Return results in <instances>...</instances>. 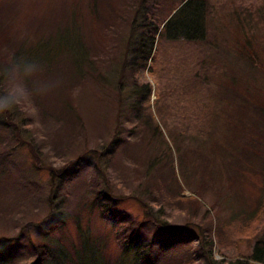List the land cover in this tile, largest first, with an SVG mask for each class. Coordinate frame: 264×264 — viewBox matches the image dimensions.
Segmentation results:
<instances>
[{"label": "rangeland", "instance_id": "1", "mask_svg": "<svg viewBox=\"0 0 264 264\" xmlns=\"http://www.w3.org/2000/svg\"><path fill=\"white\" fill-rule=\"evenodd\" d=\"M140 1L0 0V39L42 47L22 54L52 82L30 105L0 114V264H29L46 242L62 247L65 264H133L134 247L123 251L117 234L136 228L147 241L159 224L190 240L172 247L154 239L153 264L190 255L206 264L210 238L215 264L248 261L264 242V210L256 212L260 202L264 209V23L254 19L262 0L228 4L246 16L256 62L241 53L227 0H206L205 39H161L151 72L130 66ZM176 1L144 0L142 8L163 18ZM185 16L177 14L171 32ZM78 35L88 55L76 65ZM146 79L147 98L134 91ZM102 205L127 225L121 233ZM57 219L61 226L42 235Z\"/></svg>", "mask_w": 264, "mask_h": 264}, {"label": "trees", "instance_id": "2", "mask_svg": "<svg viewBox=\"0 0 264 264\" xmlns=\"http://www.w3.org/2000/svg\"><path fill=\"white\" fill-rule=\"evenodd\" d=\"M142 0V3L140 1V5L138 6V13L133 16V21L131 22V36L128 39L129 42H132L131 40L136 37L134 42H137L135 45V49L133 50V54L130 60V66L131 68H136L138 66L142 68H147L148 72H151L152 67V60L154 59V54L157 50V42L161 41V39L166 40H174L176 38V35H182L184 36L185 40H195V41H203L205 39L206 31L204 29V25L202 24L204 15L208 9V6H206L207 1L206 0H177L172 6L170 14L167 17H160L156 16L155 12H147L143 11L142 5L145 7L146 4H144ZM229 0H227V10L229 12L232 11L235 14L234 17L237 21L236 29L234 30V36L236 38L242 39L243 46H239L243 50H241V53L244 57H249L251 62H256L255 59H259L257 57V52L254 49V46H252L250 43H248V40L245 39V36L247 35L246 31L243 27L246 26V23L244 22V19H246V16L244 19L242 18V13L240 8H228ZM259 6L255 7V18L259 19L260 22L264 23L261 19V17L264 18V0H262L261 3H258ZM186 13V16L183 21H181L180 26L176 29L177 31L175 33L170 31V24L172 21L175 20L177 17V14L180 11H183ZM138 14L141 15V17L138 16ZM251 19V18H250ZM161 20V21H160ZM264 20V19H263ZM260 23V24H261ZM79 39L77 40V53L75 56H71L72 59L74 57V63L78 65L84 58H86V48H84L82 42V39L80 35H78ZM131 39V40H130ZM5 42V43H4ZM32 42V41H31ZM1 43L4 44V47L6 51H4V54H8V51L11 50L13 53L10 54V56L14 57H24L22 51H27L30 53H35L36 55L39 54L40 49L42 47H37L34 44H29L28 47H23L25 43H14V46H9L7 44V41H4L3 39H0V48ZM13 44V43H12ZM135 44V43H134ZM156 46V47H155ZM24 49V50H23ZM59 49V46H58ZM64 49L67 50V47L64 45ZM59 51V50H58ZM69 51V50H68ZM3 53V51H2ZM4 54H0V64L5 63L6 61L3 60ZM22 54V55H21ZM69 54H72L70 52ZM251 57V58H250ZM8 60V59H6ZM89 61H87V64ZM258 62V61H257ZM261 65V64H260ZM260 67V66H259ZM137 83L134 85V91L138 92V95L146 93V98L148 95H150L152 89L151 84L148 79H146L145 82L140 84L139 86H136ZM145 99V97H143ZM248 104V102H247ZM261 104V103H260ZM260 104H257L260 106ZM261 107L263 105L261 104ZM153 133L159 135L161 131H159V127H154ZM262 138V144L264 146V132L260 135ZM158 161L162 159V155L159 154ZM153 174V173H151ZM156 174V173H154ZM263 175H264V168H263ZM174 181H176L175 174L173 172L172 174ZM153 183L158 182V177L155 175V177L151 180ZM158 184V183H157ZM101 191H98L97 194H100ZM102 209V217L104 220L110 222L112 224L113 229L115 230L116 234L121 233L127 225L119 226L117 225V219L119 218L118 213H114L111 208H107L106 205L101 206ZM264 209L262 208V202H260L259 206L257 207V214H259ZM147 213L148 211L145 210ZM147 218H150V215L147 213L145 214ZM62 220L57 219L54 220L51 226H45L43 229L42 235L44 233H47L59 226H61ZM137 229L134 228L129 234L121 235L117 234V241L123 251L129 249V247H134L131 251V258L133 264H153L152 258H151V249L153 246V240L156 238H168L170 240V244L168 246H175L178 244L188 243L189 237L186 235H182L181 233H177L175 229H173L172 226L166 225V224H159L156 225L153 228L152 231V237L150 240L147 241H140L137 233ZM183 236V237H182ZM207 236L210 238V234L208 233ZM206 246V252L207 255H205L206 264H215V259L213 256H211V249L213 248V242L211 238L207 241ZM128 248L126 249V247ZM167 246V245H166ZM202 248V247H201ZM65 253L62 250V247L60 246H54L50 244V242L46 243H38L35 245V257L34 260H32L29 264H49V263H56V264H65V262H62V259L64 257ZM226 257V256H225ZM248 258V261L236 259L235 261H232L230 259H226L228 262L226 264H247L245 262H249V260H252L253 262H256L258 264H264V242L259 240L256 242L253 251L250 256L246 257ZM224 259V258H223ZM7 260L6 256L1 255L0 256V263H3V261ZM65 261V259H63ZM182 264H196V257L195 256H188L186 258H183L181 260ZM224 261H220V264H223ZM119 264H122V261L119 260ZM249 264V263H248Z\"/></svg>", "mask_w": 264, "mask_h": 264}, {"label": "clouds", "instance_id": "3", "mask_svg": "<svg viewBox=\"0 0 264 264\" xmlns=\"http://www.w3.org/2000/svg\"><path fill=\"white\" fill-rule=\"evenodd\" d=\"M42 71L39 61L24 57L10 56L0 64V114L28 106L50 90L52 82L39 78Z\"/></svg>", "mask_w": 264, "mask_h": 264}]
</instances>
